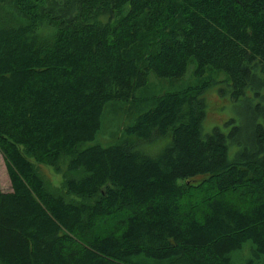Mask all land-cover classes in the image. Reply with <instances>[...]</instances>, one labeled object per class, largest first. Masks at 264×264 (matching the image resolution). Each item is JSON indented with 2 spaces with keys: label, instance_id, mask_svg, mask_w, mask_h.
Returning <instances> with one entry per match:
<instances>
[{
  "label": "trees",
  "instance_id": "trees-1",
  "mask_svg": "<svg viewBox=\"0 0 264 264\" xmlns=\"http://www.w3.org/2000/svg\"><path fill=\"white\" fill-rule=\"evenodd\" d=\"M0 16V264H233L245 241L239 264H264V0H0ZM189 62L250 107L205 130L209 82L146 94ZM108 112L113 139L93 142Z\"/></svg>",
  "mask_w": 264,
  "mask_h": 264
},
{
  "label": "rangeland",
  "instance_id": "rangeland-1",
  "mask_svg": "<svg viewBox=\"0 0 264 264\" xmlns=\"http://www.w3.org/2000/svg\"><path fill=\"white\" fill-rule=\"evenodd\" d=\"M7 10H5L6 12ZM7 13V12H6ZM15 16V15H14ZM0 18H4L1 17ZM10 20L17 19V16L13 15L8 17ZM194 68V63L189 62L185 73L178 79L168 80L163 78H157L152 73L149 74L147 79L148 92L146 94H159L163 91H168L172 89H178L186 86H203V84H209L204 87L200 93L205 102V112L203 119V127L205 130L210 129L212 126L221 125L228 118L238 115L240 112H245L249 105L246 104H233L228 94L224 91H219L220 88L224 87V83L221 80L226 78L225 73L218 71L216 74L209 73V71H204L199 75H195L192 71ZM213 80V81H212ZM138 94V93H136ZM128 105V103H126ZM107 117L104 120L105 126L104 131L98 132L93 142H98L101 144H107L112 141V132L115 126L111 112L107 113ZM207 127V128H206ZM106 129V130H105ZM143 149L152 148L156 150L157 143H152L150 145L142 144ZM35 167L42 177V179L48 182L53 187H58L61 184V175L56 173L52 167L45 166L42 164H35ZM63 169V168H62ZM201 179L200 176H196L190 180L192 184H196ZM9 182L5 173L4 162L0 156V191H8ZM250 243L245 241L238 251L231 254V260L233 264H239L244 259L250 257L251 253L249 250Z\"/></svg>",
  "mask_w": 264,
  "mask_h": 264
}]
</instances>
